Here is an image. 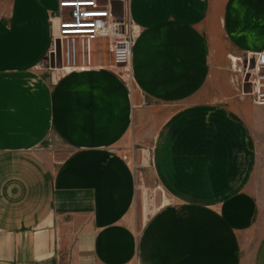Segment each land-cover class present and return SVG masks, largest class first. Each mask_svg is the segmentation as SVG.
Returning <instances> with one entry per match:
<instances>
[{
	"label": "crops",
	"instance_id": "1",
	"mask_svg": "<svg viewBox=\"0 0 264 264\" xmlns=\"http://www.w3.org/2000/svg\"><path fill=\"white\" fill-rule=\"evenodd\" d=\"M56 7L0 0V264H264V105L233 71L264 51V0H114L130 77L106 48L58 77ZM126 145L169 198L139 230Z\"/></svg>",
	"mask_w": 264,
	"mask_h": 264
},
{
	"label": "built area",
	"instance_id": "2",
	"mask_svg": "<svg viewBox=\"0 0 264 264\" xmlns=\"http://www.w3.org/2000/svg\"><path fill=\"white\" fill-rule=\"evenodd\" d=\"M114 0H57L49 18L51 46L48 56L60 61L51 68L59 76L93 68V44L103 42L111 67L130 77L132 48L141 32L128 18L113 13ZM127 3L128 0H119ZM49 62V61H48ZM242 84L252 102L264 105V51L249 59L242 70Z\"/></svg>",
	"mask_w": 264,
	"mask_h": 264
},
{
	"label": "rangeland",
	"instance_id": "3",
	"mask_svg": "<svg viewBox=\"0 0 264 264\" xmlns=\"http://www.w3.org/2000/svg\"><path fill=\"white\" fill-rule=\"evenodd\" d=\"M96 55H102L103 57H106V50L104 43H97L95 42L93 44V57ZM231 58L228 59L231 62ZM238 58V57H237ZM59 63V60H54V64ZM241 64L237 63L235 69L233 71H239L240 74H242ZM234 77V83L232 86L235 91H238L240 89V78L237 82V75ZM245 92V91H244ZM239 98L247 97V96H238ZM261 143H263V140H260ZM57 142H54V144ZM51 143V148H53V145ZM142 146V145H141ZM45 148L48 149L46 151H49V144L45 145ZM139 148V149H137ZM123 156L127 158V161L129 160L130 167L134 171V174L136 176V182H137V191H136V201L134 205V210L131 218V226L139 230L141 229L144 222L163 204L169 203V198L162 192L160 187L156 184L152 172H151V166H150V149L145 147H140L138 145L134 148L131 145H126L122 149H120ZM49 153H51L49 151ZM62 154L58 155V160L62 159ZM259 169L264 170V150L262 149L259 154ZM262 180H264V174L259 175ZM255 190L253 192L256 196H254L252 199L254 201H259V205L264 203V186L256 185L254 187ZM262 200V202H261Z\"/></svg>",
	"mask_w": 264,
	"mask_h": 264
},
{
	"label": "water",
	"instance_id": "4",
	"mask_svg": "<svg viewBox=\"0 0 264 264\" xmlns=\"http://www.w3.org/2000/svg\"><path fill=\"white\" fill-rule=\"evenodd\" d=\"M49 60H50V66H51V68L59 67V63L54 64V60L55 59H54V56L53 55H50Z\"/></svg>",
	"mask_w": 264,
	"mask_h": 264
},
{
	"label": "bare ground",
	"instance_id": "5",
	"mask_svg": "<svg viewBox=\"0 0 264 264\" xmlns=\"http://www.w3.org/2000/svg\"><path fill=\"white\" fill-rule=\"evenodd\" d=\"M233 60H235V59H233Z\"/></svg>",
	"mask_w": 264,
	"mask_h": 264
}]
</instances>
